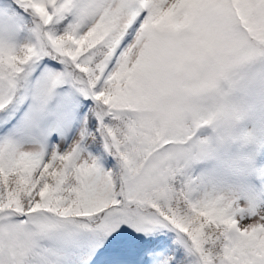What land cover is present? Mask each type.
<instances>
[{
    "label": "snow or ice",
    "instance_id": "6c2138e0",
    "mask_svg": "<svg viewBox=\"0 0 264 264\" xmlns=\"http://www.w3.org/2000/svg\"><path fill=\"white\" fill-rule=\"evenodd\" d=\"M194 19L264 30V0H0V264H264V218L142 115Z\"/></svg>",
    "mask_w": 264,
    "mask_h": 264
},
{
    "label": "clouds",
    "instance_id": "9594fccd",
    "mask_svg": "<svg viewBox=\"0 0 264 264\" xmlns=\"http://www.w3.org/2000/svg\"><path fill=\"white\" fill-rule=\"evenodd\" d=\"M161 36L163 84L142 115L162 140L176 141L197 176L215 182L236 223L264 218V30L194 19Z\"/></svg>",
    "mask_w": 264,
    "mask_h": 264
}]
</instances>
